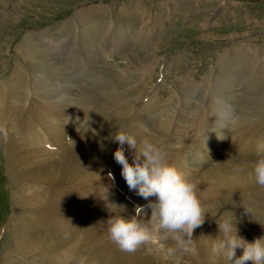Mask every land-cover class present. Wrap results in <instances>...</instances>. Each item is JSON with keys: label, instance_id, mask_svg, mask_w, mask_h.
Returning a JSON list of instances; mask_svg holds the SVG:
<instances>
[{"label": "rangeland", "instance_id": "obj_1", "mask_svg": "<svg viewBox=\"0 0 264 264\" xmlns=\"http://www.w3.org/2000/svg\"><path fill=\"white\" fill-rule=\"evenodd\" d=\"M139 62L151 65L143 75L135 70ZM43 88L54 97L67 96L71 101L82 91L101 92L100 100L92 102L94 113L113 120L117 129L120 126L126 133L162 145L167 157L190 148L188 156L197 168H208L227 158L251 163L257 158H239L241 154L249 156L248 151L236 153L240 151L239 131L246 135L245 140L247 136L258 139L256 154L264 147V1L0 0L2 103L15 94L26 96L27 102L44 100L39 97ZM229 110L234 111L231 121L230 117L220 119L219 113ZM20 112L24 117L25 111ZM169 116L172 120L167 126ZM140 121L147 126L140 127ZM220 121L232 130V134L223 133L222 138L230 135L232 139L227 149L218 150L219 142L212 140L207 146L209 155L204 149L193 156L197 142L209 128L216 135L221 132H217ZM3 133L0 130V264L51 263L40 258L50 256L49 251L57 255L55 233L45 224L46 218L41 219L42 206L25 200L17 177L8 170L6 149L10 143ZM51 142L44 147L54 149ZM123 146L129 159L132 150L127 144ZM226 150L228 156L223 157ZM211 151L215 156H210ZM101 172L110 191L125 201L117 194L121 174L110 177L103 168ZM123 185L127 186L126 182ZM254 186L222 192L202 202L209 214L194 231V241L199 236L219 234L216 219L226 213L236 215L243 238L253 241L264 237V187ZM95 189L100 191L98 186ZM140 198L139 203L147 202ZM243 206L251 209L250 215L244 213ZM204 241L211 248L212 239ZM152 247L151 257L157 249ZM90 249L94 250L93 263L138 264L140 250L126 253L116 246L109 248L106 257L101 245ZM166 252L174 259L175 253ZM97 253H102V258Z\"/></svg>", "mask_w": 264, "mask_h": 264}, {"label": "bare ground", "instance_id": "obj_2", "mask_svg": "<svg viewBox=\"0 0 264 264\" xmlns=\"http://www.w3.org/2000/svg\"><path fill=\"white\" fill-rule=\"evenodd\" d=\"M89 56H92L91 52ZM150 66L146 62H139L135 70L141 75L142 71ZM75 85L77 83H73V86ZM57 87L53 88L62 90ZM98 95L102 93L97 90L82 91L77 93L71 101L72 98L67 96L54 97L46 91V88H43L39 97L44 100L35 99V101L27 102L29 99L26 96L15 94L2 103L4 97L0 96V130L6 132L3 136L6 143H10L9 148L6 149L8 170L17 177L25 200L35 203L36 206H42L41 219L46 218L45 224L53 229L59 246L57 255H55L56 252L51 251L53 253H50L49 251L50 256H41V261L51 262L48 264H97L93 263L92 251L94 250L90 249L91 247L101 245L106 257L110 253L109 248H116V245L108 238L107 220L109 217L119 214L120 211V214L125 217H129L130 214L134 215L132 206L118 199L114 192L110 191L109 181L101 172L102 165L113 166L114 170L120 167L114 159V152L118 147L124 150L125 146L119 145L112 139L121 127L115 128L116 124H113V120L107 121L101 113L93 112L92 102L100 100L97 98ZM27 103L29 104L28 109L25 108ZM15 108L17 109L14 110ZM19 110L25 111L24 117L19 115L21 113ZM232 113L231 111H223V114L220 112V119L230 117L228 120L230 122ZM168 118L170 120L167 119L165 123L170 126L172 117ZM139 125L143 127L146 124L140 121ZM218 126L217 132H221L217 135L211 128L204 133L205 135L200 138L192 152L193 156L199 155L204 149L209 155L207 146L212 140L219 142L218 150L222 147L227 149L226 144L232 141L231 136L222 137L223 133L228 131V125L220 121ZM108 136L111 143L107 148L105 143ZM245 138L246 135L239 131L240 151L236 154L248 151L247 154L251 157L256 154L255 146L258 139L252 137L251 140L248 136L247 140ZM137 139L140 138L137 137ZM49 140L52 141L54 149L44 147V143ZM110 149H113L112 153ZM213 150L216 151V149ZM233 150L236 152L235 149ZM226 153H228L227 150L222 156H228ZM211 155L215 156L212 151ZM252 163L245 162L243 159L227 158L208 168H197L194 163L190 165L183 163L182 167L185 169L184 175L198 185V195L201 202H205L219 196L222 192L233 193L255 187L256 184L249 179ZM115 174L118 176L121 172H115ZM96 186L100 190H97L98 193ZM116 205H123L124 210L117 208ZM200 237L204 241L216 236L203 235ZM32 244L35 250L39 248L35 245V240ZM97 254L102 258V253ZM116 256L120 257L117 253ZM139 256L142 259L141 262H139ZM151 256L146 251L140 250L137 255L138 264H154V258Z\"/></svg>", "mask_w": 264, "mask_h": 264}, {"label": "clouds", "instance_id": "obj_3", "mask_svg": "<svg viewBox=\"0 0 264 264\" xmlns=\"http://www.w3.org/2000/svg\"><path fill=\"white\" fill-rule=\"evenodd\" d=\"M112 139L121 146L127 144L132 150L131 162L122 147L115 150L114 159L121 166V176L128 188L148 203L137 205L135 214L129 217L111 215L107 220L109 240L126 253L138 250L151 253L152 246L164 250L171 241L175 249L195 254L193 233L209 214L198 195V185L169 163L163 146L150 138L137 139L120 129ZM258 153L251 165L249 179L264 187V148H258ZM116 206L124 210L123 205ZM243 208L246 215L251 214L250 208ZM216 223L219 234L211 241L213 255L224 257L228 264L249 261L264 264V237L249 242L240 236L234 213L218 216ZM238 248L242 249V254L237 257ZM173 250L168 248V251Z\"/></svg>", "mask_w": 264, "mask_h": 264}]
</instances>
